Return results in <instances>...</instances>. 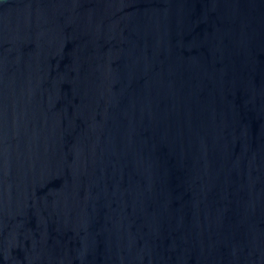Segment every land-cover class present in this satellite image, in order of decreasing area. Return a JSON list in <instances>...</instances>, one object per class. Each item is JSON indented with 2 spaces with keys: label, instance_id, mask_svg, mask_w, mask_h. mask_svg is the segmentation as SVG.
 <instances>
[{
  "label": "water",
  "instance_id": "water-1",
  "mask_svg": "<svg viewBox=\"0 0 264 264\" xmlns=\"http://www.w3.org/2000/svg\"><path fill=\"white\" fill-rule=\"evenodd\" d=\"M0 264H264V0H0Z\"/></svg>",
  "mask_w": 264,
  "mask_h": 264
}]
</instances>
